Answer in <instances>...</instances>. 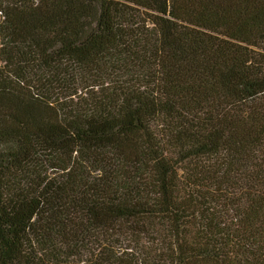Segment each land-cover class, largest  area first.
Returning a JSON list of instances; mask_svg holds the SVG:
<instances>
[{"label": "trees", "instance_id": "16d2710c", "mask_svg": "<svg viewBox=\"0 0 264 264\" xmlns=\"http://www.w3.org/2000/svg\"><path fill=\"white\" fill-rule=\"evenodd\" d=\"M0 264H264V0H0Z\"/></svg>", "mask_w": 264, "mask_h": 264}, {"label": "rangeland", "instance_id": "374dc122", "mask_svg": "<svg viewBox=\"0 0 264 264\" xmlns=\"http://www.w3.org/2000/svg\"><path fill=\"white\" fill-rule=\"evenodd\" d=\"M181 164H183V161H182V163H181V162H179V166H181ZM145 247L147 248V245H145Z\"/></svg>", "mask_w": 264, "mask_h": 264}]
</instances>
